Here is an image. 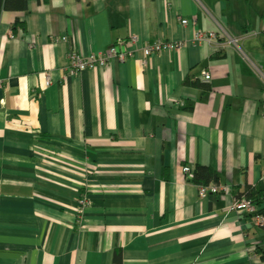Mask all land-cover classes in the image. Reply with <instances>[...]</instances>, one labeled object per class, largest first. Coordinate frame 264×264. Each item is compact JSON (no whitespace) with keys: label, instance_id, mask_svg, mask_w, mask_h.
I'll list each match as a JSON object with an SVG mask.
<instances>
[{"label":"crops","instance_id":"obj_1","mask_svg":"<svg viewBox=\"0 0 264 264\" xmlns=\"http://www.w3.org/2000/svg\"><path fill=\"white\" fill-rule=\"evenodd\" d=\"M27 7L0 17V264H264L263 222L233 208L264 192V0ZM134 34L135 57L69 71ZM157 40L182 47L144 66ZM186 165L227 191L200 197Z\"/></svg>","mask_w":264,"mask_h":264},{"label":"built area","instance_id":"obj_2","mask_svg":"<svg viewBox=\"0 0 264 264\" xmlns=\"http://www.w3.org/2000/svg\"><path fill=\"white\" fill-rule=\"evenodd\" d=\"M183 24H187L188 20L182 19ZM214 33H204V32H197L196 39L198 41H203L208 38V36H214ZM140 36L138 34L132 35L127 40L118 41L116 44L110 45L106 51L102 52H91L88 55H81L76 51H71L68 55L69 61V71L73 74H78L84 70L88 69H95L97 67L105 66L110 59H119V60H126L129 57H135L134 46L139 43ZM182 47V43L175 42V41H162L157 40L153 43H147L142 47V63L144 66L148 64V58L154 53H160L163 51L179 49ZM206 79H210V74L204 72ZM46 85H49L51 82L50 75H46ZM185 174H189L193 176V169L191 166L186 165L182 168ZM227 191L224 187H219L215 184L211 185H200L198 188L199 195L204 197L208 194H216L221 190ZM234 210L237 211H245L255 215V219L263 222V217L260 214H257V207L251 202V200L247 198H240L236 200L233 205Z\"/></svg>","mask_w":264,"mask_h":264},{"label":"trees","instance_id":"obj_3","mask_svg":"<svg viewBox=\"0 0 264 264\" xmlns=\"http://www.w3.org/2000/svg\"><path fill=\"white\" fill-rule=\"evenodd\" d=\"M30 0H0V17L3 11L12 10V11H26L28 2ZM24 26L22 22H16V25ZM218 179L217 173L210 167L199 165L195 168V172L193 173V180L197 183L207 185L211 182H216ZM84 192L85 190L82 189ZM261 191V190H260ZM247 198L251 200V202L259 207L257 214L262 215L263 223L262 228L264 230V207L261 206V203L264 202V192L261 191H250L247 194ZM116 260L120 256V251L116 250ZM255 253L261 257L264 261V248L262 246H257L255 249Z\"/></svg>","mask_w":264,"mask_h":264},{"label":"rangeland","instance_id":"obj_4","mask_svg":"<svg viewBox=\"0 0 264 264\" xmlns=\"http://www.w3.org/2000/svg\"><path fill=\"white\" fill-rule=\"evenodd\" d=\"M208 33H212V32H208ZM135 35V34H134ZM214 36H208V38H206V40H208V39H212L213 37H215V33L213 34ZM204 41V40H203ZM179 43H182V42H179ZM210 77H211V75H210ZM207 80V79H206ZM223 188V187H222ZM82 189H84V188H82ZM82 189H81V195H80V199H79V206H80V208H81V210L82 209H85L89 204H90V201H89V199H88V196H87V192H86V189H84L85 191L83 192L82 191ZM221 192H225L223 189L220 191V192H218V193H216V194H219V193H221ZM198 194H199V192H198ZM208 195H210V194H208ZM200 196V195H199ZM200 197H202V196H200ZM80 214H81V211H80ZM79 218V217H78Z\"/></svg>","mask_w":264,"mask_h":264}]
</instances>
